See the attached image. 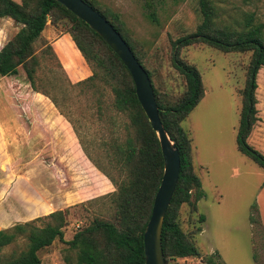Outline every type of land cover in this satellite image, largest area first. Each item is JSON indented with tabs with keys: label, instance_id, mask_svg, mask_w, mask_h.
Listing matches in <instances>:
<instances>
[{
	"label": "rangeland",
	"instance_id": "1",
	"mask_svg": "<svg viewBox=\"0 0 264 264\" xmlns=\"http://www.w3.org/2000/svg\"><path fill=\"white\" fill-rule=\"evenodd\" d=\"M92 1L99 9L117 15L155 90L166 97L178 96L184 80L171 64V47L174 40L192 34L199 25L197 0H154L156 23L147 19L143 0ZM210 1L217 8V26L231 25L244 13H253L255 22L264 25V0ZM7 26H0V43L17 29L12 24L11 35ZM59 34L47 23L42 37L64 69L45 59L38 73L39 86L55 97L58 109L45 96L29 89L20 69L15 76L0 81V230L19 224L24 211L38 218L67 209L63 229V240L67 241L92 219L110 216L107 202L94 198L113 188L85 160L81 148L93 163L114 175L109 155L115 141L122 139L125 119L112 109L108 89L100 93V89L93 92L68 86L73 84L71 80H83L90 72L68 40L52 44ZM250 55L222 53L201 43L178 50L179 59L196 69L203 88L202 99L181 122L191 140L192 168L203 197L196 211L182 204L176 220L201 258L210 256L213 264H264V174L235 147L239 92ZM255 82L258 120L246 143L254 150L260 148L264 155L263 70L257 72ZM199 215L204 222H198ZM63 248L54 241L39 251L41 264H64ZM19 249L7 246L0 257ZM169 264L204 263L202 259L182 258Z\"/></svg>",
	"mask_w": 264,
	"mask_h": 264
},
{
	"label": "trees",
	"instance_id": "2",
	"mask_svg": "<svg viewBox=\"0 0 264 264\" xmlns=\"http://www.w3.org/2000/svg\"><path fill=\"white\" fill-rule=\"evenodd\" d=\"M82 1L106 20L146 72L160 123L178 152V176L161 226L160 245L164 264L182 258H197L202 259L204 264H213L210 256L201 258L194 243L181 231L176 220L182 204L196 211V205L203 197L200 181L192 168L191 140L181 127V122L202 99L203 88L196 69L179 59L178 50L201 43L222 53H251L243 88L239 92L240 112L235 147L264 174V155L246 143L252 126L258 120L255 76L257 70L264 67V25L255 22L253 13H244L231 25L217 26L214 21L217 8L210 0H197L201 16L199 25L192 34L174 40L171 47V64L183 77L184 88L178 96L166 97L153 87L150 74L117 15L107 9H99L92 0ZM153 1L143 0V7L147 11V19L156 23ZM0 19L10 20L17 27L0 48V77L15 76L20 69L29 89L45 96L58 109L55 97L44 92L38 84L42 60H52L62 69L51 46L42 37L48 23L61 34L68 35L90 72L85 79L68 83V86L93 92L100 89V93L102 89H108L112 109L125 119L121 127L122 139L115 141L109 155L114 175L93 163L80 147L85 158L113 188L112 192L94 198L107 202L111 210L109 218L92 219L78 228L67 241L63 240L67 209L14 224L0 230V254L10 245L20 249L10 252L6 258L0 257V264H41L38 252L54 241L64 246V264H144L142 234L161 178L162 161L156 136L136 101L129 74L96 34L54 0H19L18 3L0 0ZM51 84H54V80ZM100 103L101 100H98L97 110L101 109ZM59 113L65 117L61 111ZM198 222H204L202 215L198 216Z\"/></svg>",
	"mask_w": 264,
	"mask_h": 264
},
{
	"label": "water",
	"instance_id": "3",
	"mask_svg": "<svg viewBox=\"0 0 264 264\" xmlns=\"http://www.w3.org/2000/svg\"><path fill=\"white\" fill-rule=\"evenodd\" d=\"M54 1L82 21L118 58L130 76L136 101L156 136L162 161V173L152 200L150 216L142 234V249L144 264H164L160 245L161 226L176 184L179 158L174 144L168 139L160 123L150 81L124 41L90 6L82 0Z\"/></svg>",
	"mask_w": 264,
	"mask_h": 264
},
{
	"label": "crops",
	"instance_id": "4",
	"mask_svg": "<svg viewBox=\"0 0 264 264\" xmlns=\"http://www.w3.org/2000/svg\"><path fill=\"white\" fill-rule=\"evenodd\" d=\"M12 1H14V2H16V3H18L19 2V0H12ZM2 25H9V26H7V32L8 33H12V31H13V28H12V24H10V22L8 21V20H6V19H0V26H2ZM12 35V34H11ZM52 40H54L53 41V43L52 44H56V43H59V42H61V41H63V40H68L71 44H72V42H71V40H70V38L68 37V35H66V34H59V35H57V36H55ZM5 43V41L4 42H2V43H0V48H1V46L3 45ZM72 46H73V44H72ZM74 47V46H73ZM76 50V49H75ZM57 55V54H56ZM80 56V55H79ZM57 58H58V60H59V62H60V64H61V66H62V68L64 69V66H63V64H62V61H61V59L59 58V56L57 55ZM259 70H263L264 71V67H260L258 70H257V72L259 71ZM256 76H257V73H256ZM256 76H255V81H256ZM7 78H9V77H0V81H2L1 79H7ZM82 78H80V79H75V80H71V83H76V82H78V81H80ZM256 83V82H255ZM254 95H255V92H254ZM255 124V123H254ZM253 127V126H252ZM256 150H258L259 152L261 151V149L260 148H258V147H256L255 148ZM82 152V151H81ZM260 153H262V151L260 152ZM83 154V153H82ZM84 156V155H83ZM85 160H87V159H85ZM87 162H89L88 160H87ZM90 163V162H89ZM102 189L103 190H107L108 191V188L106 187V186H103L102 187ZM47 214V213H46ZM46 214H42V215H46ZM37 216H39V215H37ZM37 216H34V217H29L28 216V213H27V211H24L23 213H22V217H21V222L20 223H24V222H26V221H30V220H32V219H34L35 217H37Z\"/></svg>",
	"mask_w": 264,
	"mask_h": 264
}]
</instances>
